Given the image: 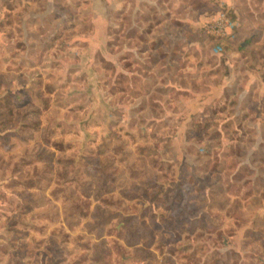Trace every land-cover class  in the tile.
<instances>
[{"label":"rangeland","instance_id":"rangeland-1","mask_svg":"<svg viewBox=\"0 0 264 264\" xmlns=\"http://www.w3.org/2000/svg\"><path fill=\"white\" fill-rule=\"evenodd\" d=\"M219 9L213 53L149 0H0V264H264V0Z\"/></svg>","mask_w":264,"mask_h":264},{"label":"crops","instance_id":"crops-1","mask_svg":"<svg viewBox=\"0 0 264 264\" xmlns=\"http://www.w3.org/2000/svg\"><path fill=\"white\" fill-rule=\"evenodd\" d=\"M151 5L154 7L155 15L154 19L151 20V27L149 28L148 37H164L170 36L172 30L177 29L178 26L172 25V21L176 22H189V23H202L207 21L212 15L207 14L206 9L211 4H214V0H149ZM218 11V10H217ZM177 39V38H176ZM181 46V45H180ZM171 47L169 45L159 47V50H164L165 53L174 52V54L184 53L186 47ZM155 66V64H154ZM213 76H211V79ZM215 87L209 94L202 97V100H206L209 95H213Z\"/></svg>","mask_w":264,"mask_h":264},{"label":"built area","instance_id":"built-area-1","mask_svg":"<svg viewBox=\"0 0 264 264\" xmlns=\"http://www.w3.org/2000/svg\"><path fill=\"white\" fill-rule=\"evenodd\" d=\"M204 32L211 40L213 53H221L237 38L235 18L229 10L219 9L205 22Z\"/></svg>","mask_w":264,"mask_h":264}]
</instances>
